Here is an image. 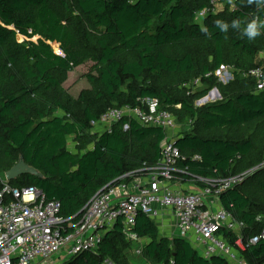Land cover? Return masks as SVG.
I'll return each mask as SVG.
<instances>
[{
	"label": "trees",
	"instance_id": "trees-1",
	"mask_svg": "<svg viewBox=\"0 0 264 264\" xmlns=\"http://www.w3.org/2000/svg\"><path fill=\"white\" fill-rule=\"evenodd\" d=\"M218 1L221 9L212 0H0V174L24 161L38 173L10 183L39 187L61 201L63 217L78 221L99 191L156 164L168 135L162 127L128 118L111 132L95 133L92 122L114 107L149 110L152 100L159 109L190 119L192 130L176 137L188 158L180 165L189 166L187 179L203 187L198 177L228 178L253 169L220 199L246 223V234L259 233L264 228V219L257 220L264 215V90H257L250 71L264 70V28L254 40L241 33L252 19L264 24V10L248 0ZM205 9L198 22L197 13ZM218 19L239 20L241 30L229 27L223 33L215 26ZM202 25L210 35L200 31ZM88 62L90 87L75 97L65 82ZM223 65L233 73L228 83L214 75ZM214 87L222 98L196 106ZM70 137L76 152L69 149ZM197 154L201 160L193 159ZM134 230L150 239L143 251L152 264H229L219 256L204 257L186 238L161 237L158 223L145 214ZM222 232L234 240V232ZM129 243L119 220L96 253L62 264L105 259L128 264L123 254ZM244 256L249 264H264V240Z\"/></svg>",
	"mask_w": 264,
	"mask_h": 264
},
{
	"label": "built area",
	"instance_id": "built-area-1",
	"mask_svg": "<svg viewBox=\"0 0 264 264\" xmlns=\"http://www.w3.org/2000/svg\"><path fill=\"white\" fill-rule=\"evenodd\" d=\"M212 3L214 8H219L218 0ZM207 12L208 9L198 12L197 21ZM230 70L223 65L214 75L219 81L228 83L233 78ZM250 75L258 80L257 90L263 91L264 70L254 68ZM194 84L201 85V80L197 79ZM221 98L218 88L214 87L198 102H214ZM148 107L149 110L129 105L114 107L92 125H103L105 131L111 132L115 123L128 118L167 131L176 127L172 112L159 109L157 102L152 100H148ZM128 127L126 124L125 129ZM193 159L202 158L197 154ZM187 160L176 140L166 139L161 159L156 164L140 169L143 176L133 179L132 183L118 182L99 191L83 209L78 221L63 217L61 201L48 198L39 187L14 186L6 173L0 174V264H48L56 255L69 258L85 252L96 253L106 232L119 220L124 224L125 235L130 240H139L134 230L139 215L155 219L161 216L163 208L171 211L182 237L204 257L219 256L234 264H249L244 252L264 240V228L259 233L246 234V223L236 220L227 209L217 207L215 200L243 182L253 169L228 178L198 177L205 186L194 191L175 190L178 174L190 173L188 165L180 166ZM263 219L264 215L257 217L260 222ZM223 229L235 233L233 241L223 234Z\"/></svg>",
	"mask_w": 264,
	"mask_h": 264
},
{
	"label": "rangeland",
	"instance_id": "rangeland-1",
	"mask_svg": "<svg viewBox=\"0 0 264 264\" xmlns=\"http://www.w3.org/2000/svg\"><path fill=\"white\" fill-rule=\"evenodd\" d=\"M19 40H23L22 37H19ZM56 51H59L58 46H55ZM91 62H88L87 64L80 66L73 71L69 73V77L67 81L65 82V87L69 90V92L73 95H78L81 90L85 88H89L90 84L86 78V73L90 70ZM202 99V98H201ZM201 99L197 100L195 102L196 106H202L204 102H198ZM213 99V98H212ZM151 102V101H150ZM152 103V102H151ZM159 107V106H158ZM160 108V107H159ZM179 108V106L177 107ZM176 117V116H175ZM192 130L190 119L186 118L184 120H181L178 116L176 117V127L173 129L174 133H177L178 136L181 132L190 131ZM95 132V131H94ZM77 143L75 140H73V137L69 138V147L74 146V144ZM17 167L22 168L25 167L27 172L26 173H38L37 170H35L33 167L29 166L28 164L24 163L23 161H20L17 164ZM25 173V174H26ZM159 235L161 237H176V235H173L171 232H166L159 226ZM180 235V234H179ZM127 237V236H126ZM180 237V236H178ZM127 239L130 241L129 246L124 249V258L128 262V264H152L145 256V246L148 240L150 239H143L142 241L139 240H130L128 237ZM144 249V251H143ZM68 258H64V255L62 257L60 255H56L48 264H62L63 262H66ZM114 263L108 259H105L103 261V264H110Z\"/></svg>",
	"mask_w": 264,
	"mask_h": 264
},
{
	"label": "crops",
	"instance_id": "crops-1",
	"mask_svg": "<svg viewBox=\"0 0 264 264\" xmlns=\"http://www.w3.org/2000/svg\"><path fill=\"white\" fill-rule=\"evenodd\" d=\"M224 6V4H220L219 3V8L221 9L222 7ZM262 57L264 58V53L262 55ZM231 73H232V70H230ZM232 77H233V73H232ZM233 79V78H232ZM73 95V94H72ZM79 95V94H78ZM78 95H74L75 97H77ZM207 102H204V104H206ZM59 114L60 115H63L64 112L63 111H59ZM93 130L95 131V133H102L105 131L104 129V126L103 125H98V126H95L93 128ZM168 135H167V140L169 138H172L174 140H176L177 136H174V135H177V133H174L173 129H170L168 130ZM74 140V138H73ZM164 144V142H163ZM76 143L74 144V146H70L69 149L72 150L73 152H76ZM24 162V161H23ZM36 174V173H34ZM22 175V174H21ZM19 176V175H18ZM139 176H143V174L139 173L138 175L134 176L133 178H131L129 180L130 183H132L131 181L133 179H136L137 177ZM195 178V177H194ZM11 181V180H10ZM201 186L200 185H196L195 181L192 180V179H187V177H185V174H178L177 178L175 179L174 181V189L175 190H182V191H194L196 189H199ZM215 205L217 207H222L224 208V206L222 205L221 203V199L220 200H215ZM263 215V214H261ZM260 216V215H259ZM155 221L158 223L159 226H161V228L163 230H165L166 232H171L173 235H176V236H180L182 237V235L180 234L179 230L177 229V226H176V220L174 218V216L172 215L171 211L169 209H161V216L158 217V218H155ZM180 234V235H179ZM148 237H140V241H142L143 239H147ZM149 239V238H148ZM150 240H148V242L146 244L149 243ZM228 261V260H227ZM229 264H234L233 262H230L228 261Z\"/></svg>",
	"mask_w": 264,
	"mask_h": 264
},
{
	"label": "clouds",
	"instance_id": "clouds-1",
	"mask_svg": "<svg viewBox=\"0 0 264 264\" xmlns=\"http://www.w3.org/2000/svg\"><path fill=\"white\" fill-rule=\"evenodd\" d=\"M249 4H255L257 9L264 10V0H248ZM215 26L223 33H227L229 27L236 30H241V22L239 20H233L231 24L223 21L216 20ZM264 28V24H259L255 19L247 22L242 29V36L246 37L248 40H254L257 36L261 35L260 29ZM200 31L206 35H210L209 29L206 25H202Z\"/></svg>",
	"mask_w": 264,
	"mask_h": 264
},
{
	"label": "water",
	"instance_id": "water-1",
	"mask_svg": "<svg viewBox=\"0 0 264 264\" xmlns=\"http://www.w3.org/2000/svg\"><path fill=\"white\" fill-rule=\"evenodd\" d=\"M27 172L25 167L19 168V167H14L11 170L6 172L7 178L9 180H12L16 178L18 175L25 174Z\"/></svg>",
	"mask_w": 264,
	"mask_h": 264
}]
</instances>
